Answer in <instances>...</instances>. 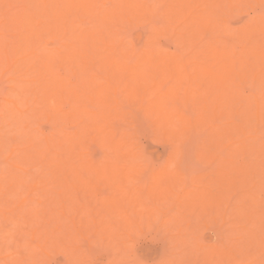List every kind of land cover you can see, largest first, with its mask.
<instances>
[{"label": "rangeland", "instance_id": "374dc122", "mask_svg": "<svg viewBox=\"0 0 264 264\" xmlns=\"http://www.w3.org/2000/svg\"><path fill=\"white\" fill-rule=\"evenodd\" d=\"M23 5H0L3 47L21 46L11 68L0 47V264H264V0H135L112 29ZM88 28L108 44L80 41ZM41 60L86 104L48 96Z\"/></svg>", "mask_w": 264, "mask_h": 264}, {"label": "bare ground", "instance_id": "6f19581e", "mask_svg": "<svg viewBox=\"0 0 264 264\" xmlns=\"http://www.w3.org/2000/svg\"><path fill=\"white\" fill-rule=\"evenodd\" d=\"M7 0H0V5H2V6H4V3L6 2ZM22 1V0H21ZM120 1V6H116V7H109V8H107V10L105 9V11L103 12V14H102V16L99 14V12H96V8H95V6L93 5L94 4V1L93 0H86V1H81V0H38V2L36 3V0H23V2H24V8H26V6H27V8H29L28 6L31 4V3H34L35 4V6L38 8V10L40 9L39 7H41L42 8V13H45V15H44V17L46 16V14H49L51 11H54V14H53V17L51 16V14L49 15V16H51V18L52 19H55V18H57V17H59L60 19V22H62V21H64L63 23H65V21L66 20H68V22L69 21H71L70 19H73L72 21L74 22L77 18H78V16L81 14V13H89V14H93V16H94V18H95V21H97V22H99V24L102 26V25H106V27H108V25H109V27H110V24H111V26L114 24H116L117 23V21H116V18H123V16H125L124 14H126L127 13V10H126V8H133V7H135V5H134V3H135V0H119ZM184 1L185 2H189V0H178V3H179V6H180V10H184ZM28 3H30L29 5H28ZM96 3V2H95ZM117 3H118V0H117ZM122 3H124L122 6H121V4ZM27 4V5H26ZM61 5V6H60ZM186 5H188V4H186ZM33 6V5H32ZM138 6H139V4H138ZM137 5H136V8L138 7ZM1 7V6H0ZM50 7V8H49ZM53 8V9H52ZM32 9V8H31ZM49 9H51V11L49 12ZM131 9H130V12H131ZM139 9V8H138ZM30 10V9H29ZM28 10V11H29ZM34 10V9H33ZM36 11V14L37 13H39L40 14V12L39 11H41V9L39 10V11ZM119 10H122V13H119ZM174 10V8H171L170 7V9H169V11H168V14H170V15H172L173 14V11ZM32 11V10H31ZM16 13H18V11L16 12ZM16 13H14V15L16 16V18H10V19H12V21L14 22V24H11L10 23V21H7V23H8V27H9V25L11 24V26L12 25H14L13 27L15 28L17 25H15V22L17 21V19H18V23H19V20L22 18L23 19V17L22 16H24V15H21V18L19 19V17H18V15L16 14ZM29 13H31V12H29ZM24 14V13H23ZM32 14V13H31ZM38 14V15H39ZM10 15V14H9ZM13 15V16H14ZM25 15H26V18L29 20L30 18L29 17H31V16H28L26 13H25ZM35 15V14H34ZM71 15V17H69ZM33 16V15H32ZM40 16L41 17H43L41 14H40ZM48 16V17H49ZM55 16H57V17H55ZM34 17H36V16H34ZM55 17V18H54ZM27 19H23V21L24 20H27ZM62 19V20H61ZM64 19V20H63ZM7 20H8V18H7ZM30 20H32V19H30ZM38 20V19H37ZM51 20V19H50ZM59 20H58V22H59ZM129 20H131V19H129ZM5 21V20H4ZM11 21V22H12ZM33 21V20H32ZM34 21H35V23H36V18L34 19ZM55 22H57V20H55ZM57 22V23H58ZM59 22V23H60ZM2 23V22H1ZM17 23V24H18ZM20 23H21V21H20ZM26 23H28L27 21L25 22V24ZM31 23H33V22H31L30 21V24ZM37 24H38V26L41 24V21H40V19L38 20V22H37ZM49 24V23H48ZM47 24V27L49 26ZM51 24V23H50ZM55 25H57L58 26V24H56V23H54ZM66 24H67V22H66ZM99 24H98V26H99ZM108 24V25H107ZM1 25V24H0ZM5 25H7V24H5ZM19 26L21 25V24H18ZM60 25H61V23H60ZM4 26V25H3ZM18 26V27H19ZM21 26H23V24L21 25ZM28 26V25H27ZM52 26V25H51ZM48 27V28H45V27H42L41 28V26H40V28H38L37 30L36 29H30V34H28V36L26 37V39H29L28 41H25L26 43L27 42H29V43H31L32 42V40H34L35 42H36V40H37V36H39L40 38H42L44 35H42L43 33H46V32H49V31H51V33H52V29H56V28H58L57 26H56V28L54 27ZM54 26V25H53ZM97 26V28H99L98 30L100 31V30H102V29H105V28H102L101 26L100 27H98ZM2 27V26H1ZM7 27V28H8ZM5 28V27H4ZM30 28V27H29ZM62 29V28H61ZM61 29H60V31H61ZM96 29V28H95ZM95 29H86V30H84L82 33L80 32V34H79V36L77 37V38H79L80 39V41H88V40H90V39H92V40H98V42L101 40V41H103L104 42V44H106L105 43V41H107V44H108V40H105V37H102L104 34H102V36L101 35H97L96 34V32H97V30H95ZM106 29H108V28H106ZM110 29H112V27H110ZM110 29H108L107 31H109L110 32ZM28 31V30H27ZM76 32H77V30H76ZM109 32H106V33H108V35L107 36H109L110 34H109ZM111 32H112V30H111ZM101 33V32H100ZM1 34V33H0ZM3 34V33H2ZM16 35V34H15ZM36 35V40H35V36ZM75 35H78V34H75ZM18 37H19V35H18ZM31 37H33L32 39H31ZM4 39V38H3ZM20 39H21V37H20ZM22 39H23V37H22ZM25 39V38H24ZM25 39V40H26ZM43 39V38H42ZM109 39H111L112 40V38H109ZM1 40V39H0ZM41 39H39V41H40ZM78 40V39H77ZM105 40V41H104ZM14 41H16V40H14ZM19 41V40H18ZM38 41V42H39ZM100 41V42H101ZM12 42V41H11ZM35 42H33V43H35ZM98 42L96 43V44H98ZM0 43L2 44H6V42H5V39H4V42L2 41H0ZM37 43V42H36ZM0 44V45H1ZM3 44H2V46H0L1 48L3 47ZM17 44H19V43H17ZM17 44H16V48H18V46L20 45H18L17 46ZM85 44H87V42L85 43ZM84 44V45H85ZM11 45V44H10ZM14 45V44H13ZM28 45H30V44H28ZM27 45V46H28ZM31 45H33V44H31ZM72 45V44H71ZM83 45V44H82ZM89 45H90V43H89ZM88 46V45H87ZM95 46H97V45H90V47H91V49H93ZM21 47V46H20ZM19 47V48H20ZM4 49H2L1 51L5 54V57H6V59H7V64L6 65H8L9 66V68H11L13 65H15L16 64V62H18V60H16L15 59V57L12 59L11 57H12V55L10 54V49H11V47H7L6 45L3 47ZM8 48V49H7ZM19 48L18 49H16V50H14V47L11 49V52L13 51V53L16 55L17 53L16 52H18V50H19ZM23 48V47H22ZM76 46H75V49L73 48L72 50H74V52H67V51H62V50H60L59 48H57V53H55V52H53V50L50 52V54L48 53V52H46V53H48V54H45L44 53V55H46L47 56V58H49V60H54L55 62H56V58H58V59H61V62L62 61H68L69 62V60H71L72 58V61H74L75 59V57L77 58V56H76V54L78 53L77 52V50H76ZM83 48H86L85 46H82V48H81V51H82V49ZM88 48V47H87ZM97 48L99 49V47L97 46ZM80 49V48H79ZM76 50V51H75ZM84 50V49H83ZM90 50V49H89ZM80 51V50H79ZM86 52H85V55L86 54H88V52H87V50H85ZM36 52V51H35ZM83 52V51H82ZM90 52V51H89ZM93 52V51H92ZM1 53V52H0ZM2 53V54H3ZM93 53H97V49H96V52H93ZM92 53V55H94ZM80 54H82L81 52L78 54L79 56H80ZM90 54V53H89ZM100 54V53H99ZM35 56H39V55H36V54H34ZM44 55H41V56H43V57H41V58H44ZM92 55L91 56H89V57H91V59L93 58V59H95L94 58V56L96 57V56H99L100 57V55H98V54H95L93 57H92ZM103 55V54H102ZM4 56V55H3ZM45 56V57H46ZM88 56V55H87ZM50 57H52V58H50ZM102 57V56H101ZM100 57V58H101ZM2 58H4V57H2ZM18 58V57H17ZM39 58V57H38ZM97 58V57H96ZM104 58V57H103ZM103 58H101V59H103ZM105 58H107V56L105 57ZM45 59V58H44ZM98 59V58H97ZM0 60H2L1 59V57H0ZM99 60V59H98ZM2 61H4V59L2 60ZM1 61V63H4V62H2ZM45 61V60H44ZM42 61L41 60V62H43V63H40L41 65H42V67H43V70H39L38 69V67H37V69H38V71L37 72H39V75H41L42 73L44 74L45 72H47L48 74H50L51 73V75H52V77L50 78L49 76H51V75H46V74H44L45 75V77L47 76V77H49L51 80L49 81V79H47V82H44L45 84H46V88H45V84L43 83V81H45V79L42 81V83H43V85H42V89L44 88L45 90H46V92H47V94L48 93H50L51 94V96H57L58 98H60L61 99V101H60V106H61V104L62 103H64L65 101L63 100V98H64V96L66 95V94H68V93H73V94H75V96H72V97H74L73 99L75 100V97H76V101H75V103H82L83 101H84V99H82L83 97L82 96H84V94L82 95V96H80L81 95V93H80V95L79 94H77V93H79V92H76L75 91V86L76 85H74V87H73V83H71V82H69V81H67V79H66V81L63 79V77L61 76V74L60 73H58V71H56L55 69H57L52 63H48L49 61ZM72 61H70V62H72ZM28 62V61H27ZM27 64V63H26ZM25 64V65H26ZM39 64V65H40ZM64 64V63H63ZM68 64V63H67ZM70 64V63H69ZM4 65V64H3ZM152 65V64H151ZM150 65V66H151ZM34 66V65H33ZM121 66V65H120ZM124 66H126V68L130 71V72H132L133 74H137L136 73V69L133 67V66H130V67H128V65L127 64H124ZM41 67V68H42ZM119 67V66H118ZM122 68V67H121ZM120 67L119 68H116V69H118V70H120L121 69ZM125 68V70H127ZM21 69V68H20ZM85 69V68H84ZM122 69H124V68H122ZM121 69V70H122ZM118 70H117V72H118ZM127 70V71H128ZM124 71V70H123ZM116 73V72H115ZM119 73H122V71L121 72H118V73H116L117 75H119ZM38 74V73H37ZM95 74V73H94ZM115 74V75H116ZM36 78H40V76L39 77H37V76H35ZM35 77H33V79L35 80V81H37L38 79H35ZM44 77V78H45ZM46 77V78H47ZM95 77V76H94ZM65 78V77H64ZM86 78V77H85ZM92 79H93V76L91 77ZM69 79V78H68ZM83 79H84V77H83ZM87 79H89V78H87ZM33 80V81H34ZM85 80V79H84ZM264 81V80H263ZM84 82H86V81H84ZM41 84V83H40ZM75 84H77V83H75ZM41 86V85H40ZM35 87V86H34ZM34 87H32L33 89H34ZM37 88H38V86H36ZM36 87H35V89H36ZM113 88V87H112ZM23 89H24V87H23ZM31 90V91H35V90ZM110 89V88H109ZM36 90H38V89H36ZM93 90V89H92ZM111 90V92L114 90V88L113 89H110ZM22 91H24V90H22ZM27 91L29 92V89H27ZM27 91H25V93L27 94L28 92ZM43 92V91H42ZM101 92V91H100ZM99 92V93H100ZM30 93V92H29ZM115 93V92H114ZM117 93V92H116ZM44 94H46V93H44ZM72 94V95H73ZM101 94H103V93H101ZM115 95V94H114ZM47 96V95H46ZM48 96H49V94H48ZM25 97V96H24ZM99 97H102V96H100V94L98 95V98ZM23 98V97H22ZM52 98V97H51ZM88 98L91 100V101H93L94 99H93V97L91 96V95H88ZM26 99H27V97H26ZM71 99V98H70ZM69 99V100H70ZM7 101H11V100H9L8 98H7ZM104 101H106V100H103V103H104ZM11 102H14V101H11ZM10 102V103H11ZM72 102V101H71ZM70 102V103H71ZM15 103V102H14ZM84 103H85V101H84ZM106 103V102H105ZM86 104V103H85ZM84 104V105H85ZM82 105V108H83V104H81ZM76 106H78V104L76 105ZM80 106V105H79ZM78 106V108L81 110V108ZM15 108H17L18 110H19V107L17 106V104L15 103ZM21 108V107H20ZM77 107L75 108V109H78ZM73 110H65L64 112H63V114L61 115L63 118L62 119H66V118H70L71 116H72V118L74 117V114L77 116L78 114L80 115V113H82L81 111L79 112V110L78 111H76L74 108H72ZM23 111V110H22ZM84 111H86V113H85V115H90L92 112L90 111V110H87V108H85L84 107ZM83 111V112H84ZM90 111V112H89ZM74 112H76V113H74ZM21 113V112H20ZM24 113V112H23ZM94 113V112H93ZM82 115H84V113L83 114H81V116ZM91 115H93V114H91ZM75 116V117H76ZM107 116V115H106ZM257 116V115H256ZM24 117V118H23ZM21 116V118H23V119H25V118H27V116L25 117V116ZM31 117V116H30ZM29 117V118H30ZM91 117V116H90ZM261 117V116H260ZM21 118L19 119V120H21ZM29 118H28V120L27 121H29ZM31 119V118H30ZM257 120H258V117L256 118ZM81 120H83V118L81 119ZM80 120V121H81ZM25 121H26V119H25ZM84 121V120H83ZM19 122V121H18ZM60 122V121H59ZM82 122V121H81ZM23 123V122H22ZM21 123V124H22ZM23 125V124H22ZM58 125V124H57ZM9 126H11V124L9 125ZM26 127H29L28 125H26ZM85 127V126H84ZM83 128V127H82ZM25 129V128H24ZM22 133V132H21ZM23 137V136H22ZM26 137H28V136H26ZM76 137H78V135L76 136ZM75 137V141L77 140V138ZM105 137V136H104ZM73 138V137H72ZM25 139V138H24ZM27 139H29L30 140V138H27ZM27 139H25V140H27ZM48 138L46 137V140H45V142L46 143H48V144H50L48 141H50L49 139L47 140ZM103 139V138H102ZM106 139H107V137H106ZM105 138L103 139V140H106ZM66 140V139H65ZM74 140V139H73ZM52 141H54V140H52ZM56 141V140H55ZM71 141H72V139H71ZM70 141V142H71ZM75 141H73V142H75ZM30 142H32L31 140H30ZM58 142V141H57ZM65 142V141H64ZM68 142H69V140H68ZM69 142V143H70ZM66 143H67V141H66ZM68 143V144H69ZM72 143V142H71ZM62 144V145H61ZM74 143H72V145H73ZM47 145V144H46ZM53 145H54V142H53ZM57 145L59 146V147H61V146H63L64 145V143H57ZM56 145V146H57ZM70 145V144H69ZM50 146V145H49ZM57 146V147H58ZM71 146V145H70ZM45 147V146H44ZM72 147V146H71ZM47 148V147H46ZM51 148V147H50ZM65 148V147H64ZM72 149H73V147H72ZM45 150V149H44ZM55 151V150H54ZM63 151V150H62ZM56 152V151H55ZM41 153H43V150L40 152V154ZM57 153V155H58V152H56ZM61 153V152H60ZM64 153V152H63ZM66 153V152H65ZM39 154V155H40ZM50 154H51V151H50ZM53 154H55V153H53ZM62 154V153H61ZM28 155V154H27ZM43 155V154H42ZM46 155V154H45ZM44 155V156H45ZM56 154H55V156H57ZM68 155V154H67ZM61 156H63V154L61 155ZM65 156V155H64ZM63 156V157H64ZM9 157V156H8ZM25 157V156H24ZM43 157V156H42ZM39 158V157H38ZM56 157H54L53 159H55ZM57 158H59V156H57ZM22 159H24V158H22ZM44 159H46V157L44 158ZM59 159H63L64 160V158H59ZM41 160V159H40ZM58 160V159H57ZM63 160H61V163H60V160H59V163H57V162H55L56 161V159L55 160H53V163L55 164V163H57L56 164V168H57V166H58V168L57 169H60L61 168V164H63L64 162H62ZM25 161V160H24ZM65 161V160H64ZM68 160H66V162H67ZM15 163H17V162H15ZM49 163V162H48ZM65 164V163H64ZM47 165H49V164H47ZM21 166V165H20ZM53 166V165H52ZM59 166H60V168H59ZM64 166V165H63ZM62 166V167H63ZM89 167V166H88ZM19 168V167H18ZM17 168V169H18ZM52 168H54V167H52ZM64 168V167H63ZM91 168V167H90ZM20 169V168H19ZM76 170V169H75ZM59 171V170H58ZM60 171H61V169H60ZM75 172V171H74ZM77 172V171H76ZM76 172L74 173V174H76ZM79 173V172H78ZM77 173V174H78ZM65 174V173H64ZM66 175V174H65ZM65 175H64V177H65ZM57 176V175H56ZM67 176V175H66ZM17 179V178H16ZM20 179V178H19ZM15 182V181H14ZM18 182H16V184H17ZM47 185V184H46ZM1 186V185H0ZM1 188V187H0ZM3 188V187H2ZM52 188V187H51ZM1 191H2V189H1ZM8 197V196H7ZM7 199V198H6ZM9 199V198H8ZM5 200V199H4ZM26 200V199H25ZM19 211V210H18ZM37 212V211H36ZM19 215H21V214H19ZM6 215H4L3 216V218H6L5 217ZM15 216V215H14ZM17 216V215H16ZM13 217V216H12ZM18 217V216H17ZM23 217V216H22ZM25 217V216H24ZM11 218V217H10ZM16 218V217H15ZM20 218V217H19ZM18 218V219H19ZM7 219H9L8 218V216H7ZM6 219V220H7ZM17 219V218H16ZM12 220L14 221V219L12 218ZM18 221V220H17ZM16 222V221H15ZM19 223H20V221H19ZM222 252V251H221ZM20 263V262H19Z\"/></svg>", "mask_w": 264, "mask_h": 264}]
</instances>
